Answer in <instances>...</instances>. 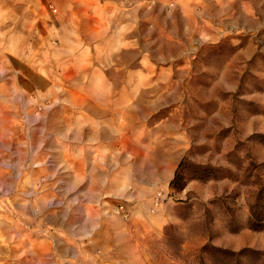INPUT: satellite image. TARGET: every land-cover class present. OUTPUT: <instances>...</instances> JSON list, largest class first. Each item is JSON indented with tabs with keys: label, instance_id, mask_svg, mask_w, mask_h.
Returning <instances> with one entry per match:
<instances>
[{
	"label": "crops",
	"instance_id": "1",
	"mask_svg": "<svg viewBox=\"0 0 264 264\" xmlns=\"http://www.w3.org/2000/svg\"><path fill=\"white\" fill-rule=\"evenodd\" d=\"M0 13L15 18L8 26L32 37L46 30L41 42L36 36L34 57L46 43L48 58L78 65L79 78L103 89L71 93L62 122L55 123L62 139L55 204L61 209L45 208L39 221L45 228L21 248L20 264H151V241L176 220V203L162 199L153 208L155 196L168 195L188 141L183 91H139L136 81L152 86L174 79V61L202 38V17L214 25V39L221 27L261 30L264 0H0ZM257 46L250 38L229 63L250 59ZM228 69L213 78L224 87L236 74ZM115 74L126 91H112ZM250 236L249 247L264 249V233Z\"/></svg>",
	"mask_w": 264,
	"mask_h": 264
},
{
	"label": "rangeland",
	"instance_id": "2",
	"mask_svg": "<svg viewBox=\"0 0 264 264\" xmlns=\"http://www.w3.org/2000/svg\"><path fill=\"white\" fill-rule=\"evenodd\" d=\"M202 18V38L194 41L191 54L174 61V79L152 86L136 81L139 91H183L188 141L173 186L164 198L157 192L153 204L175 202L176 220L151 241L146 259L151 264H264V249L248 246L252 233L264 231L247 228L249 206L264 184V27L253 33L221 27L214 39L209 37L214 25ZM14 19L0 13V264H20L21 248L45 228L39 222L45 208L61 209L55 204L62 139L54 128L71 93L103 90L79 78L78 65L48 58L46 43L34 57L36 36L41 42L46 30L32 37L30 30L8 26ZM250 38L258 44L254 56L229 63ZM225 66L236 74L224 87L213 78ZM115 76L112 91H126V81ZM166 96L167 103L173 101ZM193 182L199 187L184 193Z\"/></svg>",
	"mask_w": 264,
	"mask_h": 264
},
{
	"label": "trees",
	"instance_id": "3",
	"mask_svg": "<svg viewBox=\"0 0 264 264\" xmlns=\"http://www.w3.org/2000/svg\"><path fill=\"white\" fill-rule=\"evenodd\" d=\"M173 180L171 186H173ZM247 228L253 231H264V184L258 187L254 202L249 206Z\"/></svg>",
	"mask_w": 264,
	"mask_h": 264
},
{
	"label": "built area",
	"instance_id": "4",
	"mask_svg": "<svg viewBox=\"0 0 264 264\" xmlns=\"http://www.w3.org/2000/svg\"><path fill=\"white\" fill-rule=\"evenodd\" d=\"M170 4H172V2H170ZM52 10L55 11V9H52ZM117 211H118L119 213H121L123 216L126 215V211H125V208H124L123 205L118 206Z\"/></svg>",
	"mask_w": 264,
	"mask_h": 264
}]
</instances>
